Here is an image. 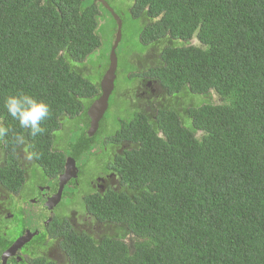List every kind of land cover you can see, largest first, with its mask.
Masks as SVG:
<instances>
[{"label": "trees", "instance_id": "trees-1", "mask_svg": "<svg viewBox=\"0 0 264 264\" xmlns=\"http://www.w3.org/2000/svg\"><path fill=\"white\" fill-rule=\"evenodd\" d=\"M102 10L111 14L97 0H0V124L10 129L0 138V187L11 195L28 181L21 149L57 179L72 154L55 134L69 129L64 120L85 117L89 127L101 87L72 64L100 48ZM129 12L141 43L161 46L146 75L168 104L151 122L134 114L111 137L137 147L111 162L126 190L84 196L108 234H79L57 216L47 231L62 260L41 256L39 240L24 264H264V0H133ZM19 92L51 106L36 137L3 108ZM91 142L70 143L73 154Z\"/></svg>", "mask_w": 264, "mask_h": 264}, {"label": "rangeland", "instance_id": "rangeland-1", "mask_svg": "<svg viewBox=\"0 0 264 264\" xmlns=\"http://www.w3.org/2000/svg\"><path fill=\"white\" fill-rule=\"evenodd\" d=\"M105 1L113 9L115 15L119 17V21L122 23V29L121 41L119 42V46L117 48L118 68L116 72L117 76L115 80V89L111 94L109 109L100 123L99 130L97 134L92 137L91 144L95 145L102 144L105 140L110 139V137L120 128L121 121L126 119L129 120V117L132 115V109L129 107V102L131 97L133 98L134 96V89L137 86L136 84L140 81V75L138 74L139 69L134 64L139 66L142 65L145 69L153 65L156 66L160 62L161 53L160 45H152L153 47L150 46L152 48L149 50L150 47L147 48L141 43L140 35L142 31V23L132 20L129 12V8L133 5V0ZM99 19L98 34L101 39L100 48L88 57L84 63L72 64L77 71H82L81 74L85 79L97 85L100 84L103 76L109 68L110 52L115 42L117 27L119 25L111 14H108L107 12L105 13L103 10L101 11ZM132 56L139 57H134L130 60ZM193 97L196 101L198 100L197 102L203 100L200 95H195ZM187 101H189V98L186 97V103ZM82 102L85 106L91 103L88 99H83ZM84 120L85 117L64 120L66 127L69 126V129L64 128L55 134L56 141H59L60 145L65 144L62 149L67 150L70 143H77V139L87 136L89 127H87ZM18 156L24 169L26 170L28 181L27 184L24 185L21 199H19L20 195H11L0 187V207L3 211L8 210L5 214H10L12 217L9 221H6L2 217L0 218V237H2L1 240H3L0 242L1 255L5 251L7 245L13 242L18 235L15 229L18 226L20 228L18 221L21 220L23 210L24 212H27V210L31 208L30 205H25V200L32 196L37 186L44 185L46 183L43 171L37 165L35 166V163L30 159L26 151L21 149L18 152ZM98 159L101 160V158ZM1 161L2 157L0 156V164ZM82 163L83 160H80L79 165ZM98 164L99 162L94 163L95 166L92 167V172L100 170V167L97 166ZM89 176L91 177L92 174ZM81 191L83 192L82 194L85 193L84 190ZM10 196H13L14 198ZM66 205V201H63L56 213V216L63 214L62 208ZM1 209L0 211H2ZM31 210L36 211V208ZM76 224H82L81 226H85V222L83 220H79ZM6 226L9 228L6 229ZM106 231L107 233L105 234L107 235L108 228H106ZM96 236L101 237L103 234L98 231L96 232ZM37 244L38 240L34 241L33 244L30 245V249L32 250V247L37 246ZM46 245H48V248L43 247L44 250H39L38 253L41 256H46L59 263L62 260V255L57 248V243L54 242L52 244L48 241L46 242ZM27 254L29 256L32 255L31 251Z\"/></svg>", "mask_w": 264, "mask_h": 264}, {"label": "flooded vegetation", "instance_id": "flooded-vegetation-1", "mask_svg": "<svg viewBox=\"0 0 264 264\" xmlns=\"http://www.w3.org/2000/svg\"><path fill=\"white\" fill-rule=\"evenodd\" d=\"M151 48L152 47H150L149 50ZM134 57H131L130 60ZM134 65L139 69L138 74L140 75V81L136 84L137 86L134 89V96L133 98L131 97L129 102V107L132 109V115L131 117H129V119H133L134 114L136 113H142V115L146 114L147 119L151 122V120L156 119V117L154 116L156 112L159 109H163L168 104L166 100L168 99L166 98L167 91L159 81H157L156 79H150L146 75V71L155 67L154 65L149 68L147 67L146 69L142 65ZM111 137L109 139V146L104 144L107 140L104 141L101 145H86L85 148L79 152V154H73L71 145H68V149L66 150L62 149L64 147L62 144H57V148L60 151L66 152L67 154H72H69L70 157H68L74 159L77 163V178H72L67 182L61 193L62 196L60 202L52 209H49L48 205L53 206L54 200L59 191L60 177H58L57 179L45 177L46 183L44 185L37 186L32 196L25 200V205H30L31 208H29V210L25 213L23 210L21 220L18 221L20 228L18 226L15 229L18 235L16 239L8 246V248L11 247V245L14 244L20 237L27 236L28 238H30V241L26 243L21 249H19L16 255L8 259V264H24L25 258L30 257L27 253H29V251L31 250L30 245L33 243V241H42V243L40 244V246L42 247L39 250H44L43 247L48 248L46 242L56 241L51 239L47 229L53 219L57 217L56 213L63 201H66L67 205L62 208L63 214L59 215L58 217L68 221L70 227L74 231L79 234H83L85 232H87V234L93 233L95 234V236L96 232L98 231L103 235L107 233V227L105 228V226H103L105 224L96 222L94 218L87 213L84 205V196L87 194L103 196L111 191L121 192L122 190H126L125 186H123V184L121 183L122 178L119 177V174L113 170L111 162L115 158L121 159L123 157H126L127 152H130L137 147V145L128 142H121L120 144L116 142L112 143V141H110ZM84 152L88 153V160L85 161L83 160V157L80 158L81 154ZM98 158H101V160H99ZM80 160H83V163L79 165L78 163ZM96 162H99L97 166L100 167V170L92 172V167L95 166L94 163ZM90 174H92L91 177L89 176ZM81 190H84L85 193L82 194L83 192ZM18 195H20L19 199H21L23 194L21 192ZM82 206H84V208ZM35 208L36 211L31 210ZM6 212H8V210L0 211V218L2 217L6 221H9L12 217L10 214H5ZM79 220H83L86 227L81 226L82 224H76ZM5 228L7 229L9 227L6 226ZM103 228L105 230H103ZM99 238H102V236ZM32 248L34 249V247ZM31 252V254H33V251Z\"/></svg>", "mask_w": 264, "mask_h": 264}, {"label": "water", "instance_id": "water-1", "mask_svg": "<svg viewBox=\"0 0 264 264\" xmlns=\"http://www.w3.org/2000/svg\"><path fill=\"white\" fill-rule=\"evenodd\" d=\"M102 6L108 10L112 14V16L115 18V20L118 22V30L115 42L112 46L111 52H110V58H109V68L105 75L103 76L100 87H101V96L96 99L89 107L87 111L88 118L90 120L89 129L87 131V137L92 138L94 137L100 127V122L104 118L108 106H109V98L111 94L114 91L115 88V80H116V72L118 68V58L116 50L119 46V42L121 41V29H122V23L119 21V18L117 15H115L113 9L108 5V3L104 0H97ZM77 178V167H76V161L72 158H69L65 165V172L63 175L59 178V191L56 195V198L54 200L53 206H49V209L54 208L61 199V193L64 189V186L67 184V182L72 179ZM30 241V238L27 236L20 237L11 247H9L2 256L1 264H7L8 259L14 255H16L17 251L21 249L26 243Z\"/></svg>", "mask_w": 264, "mask_h": 264}, {"label": "clouds", "instance_id": "clouds-1", "mask_svg": "<svg viewBox=\"0 0 264 264\" xmlns=\"http://www.w3.org/2000/svg\"><path fill=\"white\" fill-rule=\"evenodd\" d=\"M3 108L12 120L16 121L20 129L26 130L28 135L36 137L45 131L43 124L51 117V106L28 92L8 94L4 97ZM10 129L0 124V138L9 135ZM17 143H23L24 136L14 137Z\"/></svg>", "mask_w": 264, "mask_h": 264}]
</instances>
